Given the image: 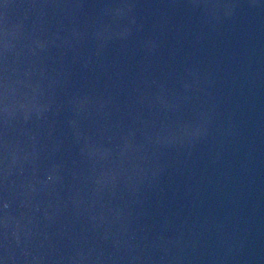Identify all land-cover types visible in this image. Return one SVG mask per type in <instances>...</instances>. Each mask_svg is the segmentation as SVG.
I'll return each mask as SVG.
<instances>
[{
	"label": "water",
	"instance_id": "water-1",
	"mask_svg": "<svg viewBox=\"0 0 264 264\" xmlns=\"http://www.w3.org/2000/svg\"><path fill=\"white\" fill-rule=\"evenodd\" d=\"M0 264H264V0H0Z\"/></svg>",
	"mask_w": 264,
	"mask_h": 264
}]
</instances>
